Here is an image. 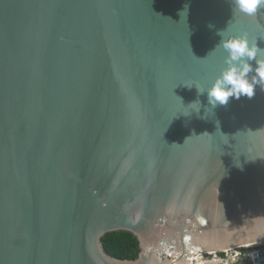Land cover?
<instances>
[{
	"label": "water",
	"instance_id": "water-1",
	"mask_svg": "<svg viewBox=\"0 0 264 264\" xmlns=\"http://www.w3.org/2000/svg\"><path fill=\"white\" fill-rule=\"evenodd\" d=\"M220 30L264 49V9L0 0V264H226L204 253L264 242V90L211 109L194 85L224 66ZM115 231L137 258L106 252Z\"/></svg>",
	"mask_w": 264,
	"mask_h": 264
},
{
	"label": "clouds",
	"instance_id": "clouds-1",
	"mask_svg": "<svg viewBox=\"0 0 264 264\" xmlns=\"http://www.w3.org/2000/svg\"><path fill=\"white\" fill-rule=\"evenodd\" d=\"M232 6L243 15L255 16L259 10L264 9V0H232ZM182 13L186 16L187 8ZM217 35L220 37L217 46L226 53L224 66L207 84H194L198 94H207L211 109L217 105H227L229 98H251L257 86L264 90V49L258 47L257 42L250 41L246 33L225 35L220 30ZM192 85L187 86L190 88ZM197 101L189 105L194 106ZM199 105L198 112L201 109L200 102Z\"/></svg>",
	"mask_w": 264,
	"mask_h": 264
},
{
	"label": "trees",
	"instance_id": "trees-1",
	"mask_svg": "<svg viewBox=\"0 0 264 264\" xmlns=\"http://www.w3.org/2000/svg\"><path fill=\"white\" fill-rule=\"evenodd\" d=\"M106 252L120 259H135L139 256L140 243L136 235L128 231H115L103 237Z\"/></svg>",
	"mask_w": 264,
	"mask_h": 264
},
{
	"label": "built area",
	"instance_id": "built-area-1",
	"mask_svg": "<svg viewBox=\"0 0 264 264\" xmlns=\"http://www.w3.org/2000/svg\"><path fill=\"white\" fill-rule=\"evenodd\" d=\"M264 251V242H257L253 244H248L245 246L235 247L226 249L223 251H211L208 253H204V255L208 258L224 259L226 264H228L227 260L231 259L233 263L236 264H260L255 261V254ZM199 261L197 258H194V263Z\"/></svg>",
	"mask_w": 264,
	"mask_h": 264
}]
</instances>
